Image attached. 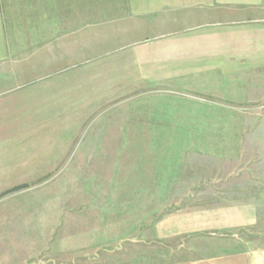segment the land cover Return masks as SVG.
Masks as SVG:
<instances>
[{
  "label": "rangeland",
  "instance_id": "obj_1",
  "mask_svg": "<svg viewBox=\"0 0 264 264\" xmlns=\"http://www.w3.org/2000/svg\"><path fill=\"white\" fill-rule=\"evenodd\" d=\"M42 1L1 0L11 46L26 42ZM49 2L54 15L58 2ZM79 5L82 28L93 15L126 13L125 0ZM99 51L33 73L40 54L22 50L5 63L0 264H154L193 244L264 250V64L231 60L174 82H125L105 67L121 53ZM249 204L252 227L158 240L160 220Z\"/></svg>",
  "mask_w": 264,
  "mask_h": 264
},
{
  "label": "crops",
  "instance_id": "obj_2",
  "mask_svg": "<svg viewBox=\"0 0 264 264\" xmlns=\"http://www.w3.org/2000/svg\"><path fill=\"white\" fill-rule=\"evenodd\" d=\"M125 1L126 13L121 18L107 17L101 22L93 15L85 28L80 0H70L68 9L66 0H57L54 15L49 0L42 1L40 17L37 12L31 16L37 20L27 22L26 42L11 46L0 0V74L7 68L6 61L22 50L31 57L40 54L41 67L35 69L33 64L32 73L76 61L84 50H100L98 57L119 51L121 56L105 67L115 74L109 80L125 82H174L217 71L231 60H237L233 63L237 65L245 61L264 64V0ZM3 36L7 43L2 42ZM257 221V206L249 204L171 216L160 220L155 229L161 243L186 242L191 236L249 228ZM192 249L162 253L154 264H264V250L213 252L194 244ZM174 255L176 259L171 258Z\"/></svg>",
  "mask_w": 264,
  "mask_h": 264
}]
</instances>
